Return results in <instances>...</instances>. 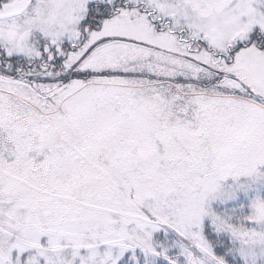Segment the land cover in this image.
I'll list each match as a JSON object with an SVG mask.
<instances>
[{
	"label": "snow or ice",
	"instance_id": "6c2138e0",
	"mask_svg": "<svg viewBox=\"0 0 264 264\" xmlns=\"http://www.w3.org/2000/svg\"><path fill=\"white\" fill-rule=\"evenodd\" d=\"M0 264H264V0H0Z\"/></svg>",
	"mask_w": 264,
	"mask_h": 264
}]
</instances>
